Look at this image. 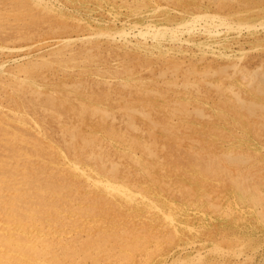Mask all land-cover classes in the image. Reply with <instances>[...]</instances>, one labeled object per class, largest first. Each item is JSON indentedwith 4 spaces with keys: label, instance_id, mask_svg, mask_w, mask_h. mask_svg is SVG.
Listing matches in <instances>:
<instances>
[{
    "label": "rangeland",
    "instance_id": "obj_1",
    "mask_svg": "<svg viewBox=\"0 0 264 264\" xmlns=\"http://www.w3.org/2000/svg\"><path fill=\"white\" fill-rule=\"evenodd\" d=\"M0 109V264H264V0H0Z\"/></svg>",
    "mask_w": 264,
    "mask_h": 264
},
{
    "label": "bare ground",
    "instance_id": "obj_2",
    "mask_svg": "<svg viewBox=\"0 0 264 264\" xmlns=\"http://www.w3.org/2000/svg\"><path fill=\"white\" fill-rule=\"evenodd\" d=\"M256 27H257V26H256ZM259 27H260V26H259ZM245 29H246V28H245ZM250 29H251V28H250ZM256 29H257V28H256ZM245 33H246V32H245ZM236 36H237V35H236ZM246 36H247V35H246ZM240 38H241V37H240ZM237 39H238V38H237ZM247 40H248V39H247ZM236 41H240V40H236ZM236 41H235V42H236ZM245 41H246V40H245ZM232 42H233V40H232ZM238 43H239V42H238ZM246 43H247V42H246ZM246 43L244 42V44H246ZM235 44H236V43H235ZM233 45H234V44H233ZM240 45H242V44H240ZM225 48H226V47H225ZM242 48H243V47H242ZM231 50H232V49H231ZM241 50H242V49H241ZM246 50H247V49H245V51H246ZM237 51H238V50H237ZM243 51H244V50H243ZM183 52H184V51H183ZM186 52H187V51H185V53H186ZM195 52H196V51H195ZM191 53H193V52H191ZM224 53H225V52H224ZM213 54H214V53H213ZM248 54H249V53H248ZM174 55H175V54H174ZM199 55H200V54H199ZM226 55H228V54H226ZM186 56H187V55H186ZM209 56H211V55H209ZM236 56H237V55H236ZM198 57H199V56H198ZM213 57H214V56H213ZM186 61H187V60H186ZM218 61H219V60H218ZM227 61H228V60H227ZM230 61H231V60H230ZM230 61H229V62H230ZM208 62H209V61H208ZM230 63H231V62H230ZM64 76H65V75H64ZM51 77H52V76H51ZM184 77H185V76H184ZM187 77H188V76H187ZM242 77H243V76H242ZM244 77H245V76H244ZM244 77H243V79H246V78H244ZM55 78H56V77H55ZM189 78H190V77H189ZM67 79H68V77H67ZM67 79H66V80H67ZM239 79H240V78H239ZM243 79H242V81L244 82L245 80H243ZM32 80H35V79L32 78ZM60 80H61V79H60ZM64 80H65V79H64ZM151 80H152V79H151ZM240 80H241V79H240ZM247 80H248V79H247ZM47 81H48V80H47ZM172 81H173V80H172ZM196 81H197V80H196ZM34 82H35V81H34ZM65 82H66V81H65ZM117 82H119V81H117ZM154 82H155V81H154ZM168 82H169V81H168ZM173 82H174V81H173ZM176 82H177V78H176ZM239 82H240V81H239ZM44 83H45V82H44ZM122 83H123V82H122ZM146 83H147V82H146ZM150 83H153V82H150ZM164 83H165V82H164ZM192 83H193V82H192ZM197 83H198V82H197ZM221 83H222V82H221ZM240 83H241V82H240ZM245 83H246V81H245ZM61 84H62V83H61ZM119 84H121V83H119ZM142 84H143V83H142ZM195 84H196V83H195ZM198 84H199V83H198ZM198 84H197V85H198ZM40 85H42V84L40 83ZM40 85H39V86H40ZM144 85H145V83H144ZM144 85H143V86H144ZM221 85H222V84H221ZM33 86H34V85H33ZM44 86H45V85H44ZM54 86H55V85H54ZM54 86H53V87H54ZM58 86H59V85H58ZM139 86H140V85H139ZM141 86H142V85H141ZM186 86H187V85H186ZM13 87H14V86H13ZM40 87H41V86H40ZM48 87H49V86H48ZM145 87H147V86L145 85ZM145 87H144V88H145ZM173 87H174V85H173ZM190 87H191V86H190ZM49 88L51 89L52 87H49ZM133 88H134V86H133ZM135 88H136V87H135ZM142 88H143V87H142ZM142 88H141V89H142ZM169 88H170V87H169ZM50 89H48V92H49ZM139 89H140V87H139ZM146 89H147V88H146ZM149 89H150V88H149ZM152 89H153V88H152ZM157 89H158V88H157ZM191 89H192V87H191ZM228 89H229V88H228ZM52 90H54V89H52ZM133 90H134V89H133ZM135 90H136V89H135ZM155 90H156V89H155ZM172 90H173V89H172ZM224 90H225V89H224ZM35 91H36V90H35ZM44 91H46V90H44ZM55 91H57V90H56V86H55ZM138 91H139V90H138ZM143 91H145V90H143ZM57 92H58V91H57ZM118 92H119V91H118ZM118 92H117V93H118ZM133 92H134V91H133ZM141 92H142V91H140L139 93H141ZM146 92H147V91H146ZM146 92H144V93H146ZM168 92H170V91H168ZM168 92H167V93H168ZM196 92H197V91H196ZM226 92H227V90H226ZM226 92H224V93H226ZM9 93H10V92H9ZM32 93H33V91H32ZM39 93H41V92H39ZM53 93H54V91H53ZM53 93H51V95H52ZM115 93H116V92H115ZM142 93H143V92H142ZM167 93H166V94H167ZM183 93H184V91H183ZM10 94H12V93H10ZM54 94H55V93H54ZM59 94H61V93H59ZM59 94H58V95H59ZM118 94H119V93H118ZM174 94L176 95L177 93H174ZM180 94H181V93H180ZM195 94H196V93H195ZM195 94H194V95H195ZM197 94H198V93H197ZM228 94H229V93H228ZM51 95H50V96H51ZM65 95H66V94H65ZM82 95H83V94H82ZM134 95H135V94H134ZM146 95H147V94H146ZM152 95H153V94H152ZM154 95H155V94H154ZM184 95H185V94H184ZM203 95H204V94H203ZM229 95H230V94H229ZM13 96H14V95H13ZM56 96H57V95H56ZM56 96H55V97H56ZM71 96H72V95H71ZM71 96H70V97H71ZM73 96H74V95H73ZM87 96H88V95H87ZM106 96H107V95H106ZM173 96H174V95H173ZM190 96H191V95H190ZM195 96H196V95H195ZM227 96H228V95H227ZM35 97H36V96H35ZM52 97H53V96H52ZM55 97H54V98H55ZM57 97H58V96H57ZM57 97H56V98H57ZM60 97H61V96H60ZM64 97H65V96H64ZM68 97H69V95H68ZM109 97H110V96H109ZM147 97H148V96H146V98H147ZM176 97H177V99H176V98H175V99L179 101V99H178V97H179L178 94H177ZM196 97H197V96H196ZM229 97H230V96H229ZM238 97H239V96H238ZM14 98H15V97H14ZM71 98H72V97H71ZM76 98H77V97H76ZM82 98H84V96H83ZM88 98H89V96H88ZM105 98H106V97H105ZM105 98H104V99H105ZM115 98H116V97H115ZM115 98H114V99H115ZM118 98H119V97H118ZM118 98H117V99H118ZM151 98H152V97H151ZM172 98H174V97H172ZM192 98H195V97H192ZM204 98H205V97H204ZM231 98H232V97H231ZM233 98H234V97H233ZM58 99H59V98H58ZM78 99H79V97H78ZM152 99H153V98H152ZM158 99H159V97H158ZM181 99H182V98H181ZM198 99H199V97H198ZM69 100H70V98H69ZM89 100H90V99H89ZM109 100H110V99H109ZM134 100H135V99H134ZM136 100H137V99H136ZM150 100H151V99L148 100V103L150 102ZM160 100H161V99H160ZM172 100H173V99H172ZM193 100H194V99H193ZM227 100H228V99H227ZM54 101H55V100H54ZM56 101H57V100H56ZM84 101H85V100H84ZM87 101H88V100H87ZM98 101H99V100H98ZM103 101H104V100H103ZM146 101H147V100H146ZM151 101H152V100H151ZM186 101H187V100H186ZM196 101L198 102V100H196ZM196 101H195V102H196ZM225 101H226V100H225ZM230 101H231V100H230ZM234 101H235V98H234ZM70 102H72V101H70ZM82 102H83V101H82ZM152 102H153V101H152ZM188 102H189V101H188ZM227 102H228V101H227ZM238 102H239V101H238ZM48 103H49V102H48ZM52 103H53V102H52ZM54 103H56V102H54ZM54 103H53V104H54ZM76 103H78V102H76ZM99 103H100V101H99ZM116 103H117V102H116ZM135 103H136V102H135ZM144 103H145V102H144ZM193 103H194V102H193ZM203 103H204V102H203ZM205 103H207V102H205ZM220 103H221V102H220ZM224 103H225V102H224ZM224 103H222V104L224 105ZM229 103H230V102H229ZM239 103H240V102H239ZM244 103H245V102H244ZM15 104H16V103H15ZM20 104H21V103H20ZM80 104H81V102H80ZM102 104H103V103H102ZM149 104H151V103H149ZM161 104H162V103H161ZM177 104H178V103H177ZM200 104H201V103H200ZM218 104H219V103H218ZM232 104H234V103H232ZM237 104H238V103H237ZM54 105H56V104H54ZM54 105H53V106H54ZM57 105H58V102H57ZM62 105H63V103H62ZM78 105H79V104H78ZM88 105H89V103H88ZM93 105H94V104H93ZM157 105H159V104H157ZM169 105H170V104H169ZM234 105H235V104H234ZM245 105H246V104H245ZM21 106H22V105H21ZM53 106H52V107H53ZM66 106H68V105L66 104ZM72 106H73V105H72ZM72 106H70V107H72ZM90 106L92 107V105H90ZM159 106H160V105H159ZM197 106H198V105H197ZM212 106H213V103H212ZM229 106H230V105H229ZM232 106H233V105H231L230 107H232ZM52 107H51V108H52ZM56 107H57V106H56ZM58 107H59V106H58ZM87 107H89V106H87ZM102 107H103V106H102ZM152 107H153V106H151V109H152ZM162 107H165V106H162ZM183 107H184V106H183ZM185 107H186V106H185ZM185 107H184V108H185ZM203 107H205V106H203ZM207 107H208V106H207ZM216 107H217V106H216ZM227 107H228V106H227ZM51 108H50V109H51ZM60 108H61V107H60ZM68 108H69V107H68ZM117 108H119V107H117ZM144 108H145V107H144ZM156 108H157V106L155 107V109H156ZM180 108L182 109V107H180ZM210 108H212V107H210ZM258 108H259V107H258ZM53 109H54V108H53ZM62 109H64V108H62ZM89 109H90V108H89ZM149 109H150V108H149ZM177 109H178V108H177ZM189 109H190V108H189ZM208 109H209V108H208ZM217 109H219V108H217ZM234 109H235V108H234ZM252 109H253V108H252ZM252 109L249 108V112H250V110H252ZM0 110H1V109H0ZM4 110H5V109H4ZM19 110L21 111V109H19ZM58 110H59V108H58ZM58 110H57V111H58ZM76 110H77V109H76ZM93 110H94V108L91 109V111H93ZM112 110H114V109H112ZM133 110H134V109H133ZM143 110H145V109H143ZM165 110H166V109H164V111H165ZM172 110H173V109H172ZM179 110H180V109H179ZM179 110H178V112H179ZM182 110H183V109H182ZM225 110H226V109H225ZM231 110H232V109H231ZM231 110H230V111H231ZM263 110H264V109H263ZM263 110H262V112H263ZM12 111H13V110H12ZM17 111H18V109H17ZM22 111H23V110H22ZM65 111H66V110H65ZM89 111H90V110H89ZM98 111H99V110H98ZM159 111H161V110H159ZM167 111H168V109H167ZM170 111H171V110H170ZM170 111H169V112H170ZM187 111H188V110H187ZM217 111H218V110H217ZM245 111H246V110H245ZM245 111H244V113H245ZM254 111H255V110H254ZM260 111H261V110H260ZM18 112H19V111H18ZM39 112H40V111H39ZM49 112H50V111H49ZM49 112H48V113H49ZM77 112H78V111H77ZM77 112H76V113H77ZM93 112H94V111H93ZM95 112H96V109H95ZM103 112H104V111H103ZM109 112H110V111H109ZM109 112H108V115H109ZM132 112H133V111H132ZM161 112H162V111H161ZM171 112H172V111H171ZM219 112H221V111L219 110ZM232 112H233V111H232ZM235 112H236V110H235ZM242 112H243V111H242ZM249 112H247V113H249ZM59 113H60V112H59ZM88 113H89V112H88ZM99 113H100V112H99ZM104 113H106V112H104ZM111 113H112V111H111ZM113 113H114V111H113ZM136 113H137V112H136ZM150 113H151V112H150ZM153 113H154V112H153ZM172 113H173V112H172ZM172 113H171L170 115H172ZM175 113H176V112H175ZM183 113H185V112H183ZM183 113H182V114H183ZM215 113H216V112H215ZM221 113H222V112H221ZM221 113H220V114H221ZM224 113H225V112H224ZM224 113H223V114H224ZM233 113H234V112H233ZM233 113H232V114H233ZM247 113H246V114H247ZM2 114H3V113H2ZM11 114H13V113L11 112ZM24 114H25V113H24ZM55 114H56V113H55ZM86 114H87V113H86ZM131 114H133V113H131ZM145 114H147V111H146ZM179 114H180V113H179ZM185 114H186V113H185ZM213 114H214V113H213ZM223 114H221V115H223ZM246 114H245V115H246ZM249 114H250V113H249ZM255 114H256V113H255ZM3 115H4V114H3ZM7 115H8V114H7ZM44 115H45V114H44ZM47 115H48V114H47ZM69 115H70V113H69ZM74 115L76 116V114H75V109H74ZM91 115H93V114H91ZM102 115H103V113H102ZM106 115H107V113H106ZM116 115H117V114H115V116H116ZM118 115H119V114H118ZM134 115H135V114H134ZM147 115L149 116V113H148ZM180 115H181V114H180ZM180 115H179V116H180ZM225 115H226V114H225ZM253 115H254V113L252 114V116H253ZM259 115H260V114H259ZM9 116H10V115H9ZM20 116H21V114H20ZM20 116H18V117H20ZM48 116H49V115H48ZM52 116H53V114H52ZM52 116H51V117H52ZM112 116H114V115L112 114L111 117H112ZM173 116H174V115H173ZM184 116H185V115H184ZM186 116H187V115H186ZM213 116H214V115H213ZM217 116H218V115H217ZM219 116H220V115H219ZM226 116H229V115H226ZM232 116H233V115H232ZM15 117H16V116H14L13 118H15ZM43 117H44V116H43ZM45 117H46V116H45ZM65 117H66V116H65ZM67 117H68V116H67ZM72 117H73V116H72ZM76 117H77V116H76ZM103 117H104V115H103ZM161 117H162V116H161ZM210 117H211V116H210ZM233 117H234V116H233ZM233 117H232V118H233ZM261 117H262V116H261ZM24 118H25V117H24ZM46 118H47V117H46ZM53 118H54V116H53ZM77 118H78V117H77ZM112 118H113V117H112ZM139 118H140V115H139ZM142 118H143V117H142ZM145 118H147V117H145ZM177 118H180V117H177ZM186 118H187V117H186ZM6 119H7V118H6ZM17 119H18V118H17ZM50 119H51V118H50ZM50 119H49V120H50ZM74 119H75V118H74ZM78 119H79V118H78ZM147 119L150 120L149 118H147ZM219 119H221V118L219 117ZM227 119H228V117H227ZM23 120H24V119H23ZM59 120H60V119H59ZM66 120H67V119H66ZM80 120H81V118H80ZM92 120H93V119H92ZM148 120H147V121H148ZM181 120H182V119H181ZM235 120H237V119H234L233 121L236 122ZM245 120H246V119H245ZM2 121H3V120H2ZM33 121H34V120H33ZM33 121H32V122H33ZM36 121H37V120H36ZM36 121H35V122H36ZM54 121H55V119H54ZM54 121H53V122H54ZM88 121H89V119H88ZM114 121H115V120H114ZM177 121H178V120H177ZM185 121H186V120H185ZM223 121H224V119H223ZM223 121H222V122H223ZM225 121H226V120H225ZM239 121H240V120H239ZM239 121H238V122H239ZM259 121H260V120H259ZM45 122H46V121H45ZM69 122H70V121H69ZM131 122L133 123V121H131ZM144 122H145V120H144ZM182 122H184V121H182ZM226 122H227V121H226ZM226 122H224V123H226ZM23 123H25V122H23ZM177 123H178V122H177ZM177 123H176V124H177ZM232 123H233V122H232ZM232 123H231V124H232ZM240 123H241V122H240ZM259 123H260V122H259ZM16 124H18V122H16L15 125H16ZM34 124H35V123H34ZM55 124H56V123H55ZM63 124H64V123H63ZM67 124H68V123H67ZM72 124H73V122H72ZM85 124H86V123H85ZM98 124H99V123H98ZM114 124H115V123H114ZM152 124H153V123H152ZM184 124H185V123H184ZM186 124H187V123H186ZM186 124H185V126H186ZM190 124H191V123H190ZM212 124H213V122H212ZM218 124H220V123H218ZM262 124H263V123H262ZM20 125H21V124H20ZM30 125H31V124H30ZM35 125H36V124H35ZM56 125H57V124H56ZM106 125H107V124H106ZM128 125H129V124H128ZM170 125H174V124L171 123ZM192 125H193V124H192ZM226 125H227V123H226ZM233 125H234V124H233ZM37 126H38V125H37ZM63 126H66V125H63ZM95 126H96V125H95ZM107 126H108V125H107ZM107 126H106V127H107ZM109 126H110V125H109ZM114 126H115V125H114ZM114 126H113V127H114ZM129 126H130V125H129ZM129 126H128V127H129ZM131 126H132V124H131ZM131 126H130V127H131ZM153 126H154V125H153ZM195 126H197V125H195ZM204 126H205V125H204ZM208 126H210V125H208ZM208 126H206V127H208ZM215 126H216V125H215ZM240 126H242V125H240ZM248 126H249V124H248ZM0 127H1V126H0ZM56 127H57V126H56ZM87 127H88V126H87ZM89 127H90V126H89ZM117 127H118V126H117ZM122 127H123V125H122ZM191 127H192V126H191ZM198 127H199V126H198ZM198 127H196V128H198ZM211 127H212V126H211ZM218 127H219V126H218ZM226 127H228V126H226ZM226 127H224V128H226ZM237 127L239 128L238 125H237ZM237 127H236V128H237ZM35 128H36V127H35ZM60 128H62V127H60ZM63 128H64V127H63ZM70 128H72V127H70ZM76 128H77V127H76ZM76 128H74V129H76ZM98 128H99V127H98ZM123 128H124V127H123ZM133 128H134V126H133ZM146 128H147V127H146ZM148 128H149V127H148ZM162 128L164 129V127H162ZM168 128H169V127H168ZM175 128H176V126H175ZM178 128H179V127H178ZM178 128H177V129H178ZM181 128H182V127H181ZM202 128H203V126H202ZM222 128H223V127H222ZM232 128H233V126H232ZM257 128H258V127H257ZM22 129H24V128H22ZM38 129H41V128H38ZM42 129H44V128H42ZM90 129H91V128H90ZM93 129H94V128H93ZM120 129H121V128H120ZM134 129H135V128H134ZM136 129H137V128H136ZM169 129H170V128H169ZM182 129H183V128H182ZM185 129H186V128H185ZM189 129H190V128H189ZM193 129H194V128H193ZM216 129H217V128H216ZM243 129H245V128H243ZM28 130H29V129H28ZM36 130H37V129H36ZM59 130H61V129H59ZM62 130H63V129H62ZM72 130H73V129H72ZM178 130H179V129H178ZM205 130H206V129H205ZM214 130H215V128H214ZM219 130H220V128H219ZM226 130H227V129H226ZM237 130L239 131L240 129H237ZM31 131H32V130H31ZM38 131H39V130H38ZM78 131H79V130H78ZM84 131H85V130H84ZM90 131H91V130H90ZM93 131H94V130H93ZM132 131H133V130H132ZM145 131H148V130H145ZM179 131H180V130H179ZM27 132H28V131H27ZM60 132H61V131H60ZM73 132H74V131H73ZM138 132H139V131L137 130L136 133L140 136V134H139ZM194 132H195V131H194ZM220 132H223V131L221 130ZM235 132H237V131L235 130ZM31 133H32V132H31ZM31 133H29V134H31ZM34 133H35V132H34ZM38 133L40 134V132H38ZM64 133H67V132H64ZM75 133H76V132H75ZM75 133H74V135H75ZM98 133H99V132H98ZM136 133H135V134H136ZM146 133H147V132H146ZM192 133H193V132H192ZM192 133H190V134H192ZM195 133H196V132H195ZM195 133H194V134H195ZM201 133H202V131H200V134H201ZM225 133H226V132H225ZM228 133H229V132H228ZM36 134H37V132H36ZM43 134H45L44 131H43ZM61 134H62V133H61ZM67 134H69V133H67ZM71 134H72V133H71ZM77 134H78V133H77ZM77 134H76V135H77ZM81 134H82V133H81ZM87 134H88V133H87ZM142 134H144V133H142ZM147 134H148V136H149V134H150V136H151V133H147ZM152 134H153V133H152ZM177 134H180V133H177ZM185 134H187V133H185ZM190 134H188V135H190ZM196 134H198V133H196ZM222 134H223V133H222ZM222 134H221V136H222ZM229 134H230V133H229ZM229 134H228V135H229ZM239 134H240V133H239ZM245 134H246V133H245ZM255 134H256V133H255ZM78 135H79V134H78ZM94 135H95V133H94ZM96 135H97V134H96ZM100 135H101V134H100ZM175 135H176V134H175ZM180 135H181V134H180ZM180 135H179V136L176 135V136L179 138ZM182 135H183V134H182ZM192 135H193V134H192ZM232 135H233V134H232ZM242 135H243V134H242ZM13 136H14V135H13ZM35 136H36V135H35ZM63 136H64V134H63ZM72 136H73V135H72ZM101 136H102V135H101ZM101 136H100V137H101ZM161 136H164V135H161ZM209 136H210V135H209ZM212 136H213V135H212ZM239 136H241V135H239ZM244 136H245V135H244ZM76 137L79 138V136H76ZM92 137H96V136H92ZM108 137H109V136H108ZM114 137H115V136H114ZM130 137H132V136H130ZM136 137H138V136H136ZM184 137H185V136H184ZM184 137H183V138H184ZM210 137H211V136H210ZM231 137H232V136H231ZM234 137H236V136H234ZM241 137H242V136H241ZM241 137H240V138H241ZM245 137H246V136H245ZM250 137H251V136H250ZM10 138H11V137H10ZM14 138H15V136H14ZM16 138H17V137H16ZM16 138H15V139H16ZM42 138H44V137H42ZM63 138H64V137H63ZM68 138H70V137H68ZM78 138L76 139V142H77ZM86 138H87V137H86ZM97 138H98V137H97ZM97 138H96V141H97ZM169 138H170V137H169ZM174 138L177 139L176 137H174ZM180 138H181V137H180ZM188 138H189V137H188ZM226 138H227V137H226ZM240 138H239V139H240ZM242 138H243V137H242ZM242 138H241V139H242ZM31 139H32V138H31ZM36 139H38V138H36ZM80 139H81V137H80ZM100 139H101V138H100ZM120 139H121V137H120ZM139 139H140V138H139ZM170 139H171V138H170ZM175 139H174V140H175ZM190 139H192V138H190ZM195 139H196V138H195ZM195 139H194V140H195ZM212 139H213V138H212ZM216 139H217V138H216ZM222 139H223V138H222ZM224 139H225V138H224ZM236 139H237V138H236ZM245 139H246V138H245ZM250 139H251V138H250ZM5 140H6V139H5ZM20 140H21V139H20ZM40 140H41V139H40ZM44 140H45V139H44ZM61 140H62V139H61ZM64 140H65V139H64ZM91 140H92V139H91ZM94 140H95V139H94ZM115 140H116V139H115ZM118 140H119V139H118ZM118 140H117V141H118ZM181 140H182V139H181ZM185 140H186V139H185ZM187 140H188V139H187ZM199 140H200V139H199ZM220 140H221V139H220ZM220 140H219V141H220ZM17 141H18V140H17ZM22 141H23V140H22ZM41 141H42V140H41ZM65 141H66V140H65ZM81 141H82V140H81ZM81 141H80V142H81ZM101 141H103V140H101ZM112 141H113V140H112ZM171 141H172V139H171ZM176 141H177V140H176ZM176 141H175V142H176ZM178 141H179V139H178ZM208 141H209V140H208ZM211 141H212V140H211ZM223 141H224V140H223ZM223 141H222V142H223ZM246 141H247V140H246ZM252 141H254V140H252ZM27 142H28V141H27ZM33 142H34V141H33ZM37 142H39V141H37ZM45 142H46V141H45ZM61 142H62V141H61ZM138 142H140V141H138ZM148 142H149V141H148ZM148 142H147V143H148ZM175 142H174V143H175ZM181 142H182V141H181ZM212 142H215V141H212ZM14 143H16V142L14 141ZM18 143H20V142L18 141ZM68 143H69V142H68ZM84 143L87 144V143H88L87 140H86ZM91 143H92V142H91ZM114 143H115V142H114ZM120 143H122V142H120ZM145 143H146V141H145ZM186 143H188V142H186ZM260 143H261V142H260ZM2 144H3V143H2ZM2 144H1V145H2ZM6 144H7V143H6ZM8 144H9V143H8ZM16 144H17V143H16ZM44 144H46V143H44ZM71 144H72V143H71ZM74 144H75V143H74ZM74 144H72V145L75 146ZM77 144L79 145V143H77ZM108 144H109V143H108ZM130 144H131V142H130ZM137 144H139V143H137ZM160 144H161V143H160ZM162 144H163V143H162ZM176 144H177V142H176ZM176 144H175V145H176ZM208 144H210V143H208ZM235 144H236V142H235ZM19 145H20V144H19ZM27 145H28V144H27ZM29 145H30V144H29ZM36 145H38V144H36ZM50 145H51V144H50ZM82 145L85 146V144H82V142H81V145H79V146H82ZM89 145H90V144H88V146H89ZM91 145H93V143H92ZM100 145H101V144H100ZM110 145H111V144H110ZM127 145H128V144H127ZM163 145H164V144H163ZM184 145H185V143H184ZM186 145H187V144H186ZM212 145H213V144H212ZM229 145H230V144H229ZM232 145H233V144H232ZM2 146H3V145H2ZM41 146H42V145H41ZM44 146H45V145H44ZM53 146H54V145H53ZM56 146H57V145H56ZM59 146H61V145H59ZM67 146H68V145H67ZM95 146H96V145H95ZM98 146H99V144H98ZM138 146H139V145H138ZM143 146H144V145H143ZM148 146H149V145H148ZM180 146H181V144H180ZM191 146H192V144H191ZM191 146H190V147H191ZM222 146H223V145H222ZM224 146H225V145H224ZM34 147H36V146H34ZM85 147H86V146H85ZM85 147H84V148H85ZM96 147H97V146H96ZM133 147H134V146H133ZM133 147H132V148H133ZM154 147H155V146H154ZM156 147H157V146H156ZM176 147H177V145H176ZM187 147H188V146H187ZM193 147H194V146H193ZM193 147H192V148H193ZM244 147H245V146H244ZM16 148H18L17 145H16ZM48 148H49V147H48ZM58 148H59V147H58ZM89 148H91V147H89ZM151 148H152V147H151ZM163 148H164V147H163ZM192 148H191V149H192ZM204 148H205V147H204ZM239 148H240V147H239ZM246 148H247V147H246ZM9 149H10V148H9ZM11 149H12V148H11ZM13 149H14V148H13ZM29 149H30V148H29ZM42 149H44V147H42ZM52 149H53V148H52ZM73 149H74V148H73ZM75 149H76V148H75ZM82 149H83V147L80 148V150H82ZM86 149H88V147H86ZM92 149H93V148H92ZM95 149H96V148H95ZM95 149H93V150L95 151ZM97 149H98V150H97ZM97 149H96V150L99 151V148H97ZM130 149H131V148H130ZM154 149H155V148H154ZM178 149H180V147H179ZM202 149H203V148H202ZM17 150H18V149H17ZM38 150H39V149H38ZM47 150H48V149H47ZM50 150H51V149H50ZM54 150H55V148H54ZM84 150H85V149H84ZM88 150H89V149H88ZM93 150H92V151H93ZM120 150H121V149H120ZM136 150H137V149H136ZM144 150H145V147H144ZM155 150H156V149H155ZM155 150H154V151H155ZM205 150H206V149H205ZM229 150H230V149H229ZM240 150H241V149H240ZM15 151H16V150H15ZM20 151H21V150H20ZM43 151H44V150H43ZM52 151H53V150H52ZM65 151H66V150H65ZM90 151H91V150H90ZM92 151H91V153H92ZM100 151H101V150H100ZM113 151H114V150H113ZM115 151H116V150H115ZM115 151H114V152H115ZM145 151H146V150H145ZM147 151H148V150H147ZM147 151H146V152H147ZM199 151H200V150H199ZM208 151H209V150H208ZM220 151H221V149H220ZM23 152H24V151H23ZM80 152H81V151H80ZM82 152H83V151H82ZM87 152H88V151H87ZM133 152H134V151H133ZM135 152H136V151H135ZM141 152H142V151H141ZM155 152H156V151H155ZM161 152H162V151H161ZM188 152H189V150H188ZM190 152H191V151H190ZM203 152H204V151H203ZM19 153H20V152H19ZM19 153H18V154H19ZM54 153H55V152H54ZM60 153H61V152H60ZM66 153H67V152H66ZM84 153H85V152H84ZM99 153H100V152H99ZM149 153H150V152H149ZM162 153H163V152H162ZM205 153H206V151H205ZM210 153H211V152H210ZM218 153H219V152H218ZM240 153H241V152H240ZM247 153H249V152H247ZM253 153H254V152H253ZM3 154H4V153H3ZM3 154H2V155H3ZM45 154L48 156L47 153H45ZM50 154H51V152H50ZM56 154H57V152H56ZM81 154H82V153H81ZM88 154H89V152H88ZM101 154H102V153H101ZM108 154H109V153H108ZM115 154H117V153H115ZM121 154H122V153H121ZM124 154H125V153H124ZM142 154H144V153L142 152ZM147 154H148V153H147ZM151 154H152V152L150 153V155H151ZM169 154H170V153H169ZM203 154H204V153H203ZM212 154H214V153H212ZM263 154H264V153H263ZM4 155H5V154H4ZM6 155H7V154H6ZM35 155H36V154H35ZM62 155H63V154H62ZM69 155H70V153H69ZM77 155H78V154H77ZM99 155H100V154H99ZM197 155H198V150H197ZM205 155H206V154H205ZM205 155H204V157H205ZM219 155H220V154H219ZM230 155H231V154H230ZM249 155H250V154H249ZM249 155H248V156H249ZM32 156H33V155H32ZM49 156H50V155H49ZM53 156H54V155H53ZM91 156H93V154H91ZM95 156H97V155H95ZM136 156H137V155H136ZM260 156H263V155H260ZM38 157H40V156H38ZM58 157H59V156H58ZM73 157H74V156H73ZM75 157H76V156H75ZM93 157H94V156H93ZM117 157H118V156H117ZM122 157H123V156H122ZM124 157H125V156H124ZM151 157H152V156H151ZM168 157H169V156H168ZM199 157H200V156H199ZM222 157H223V156H222ZM222 157H221V158H222ZM226 157H227V156H226ZM17 158H18V157H17ZM17 158H16V159H17ZM22 158H23V157H22ZM46 158H47V157H46ZM50 158H52V157H50ZM53 158H54V157H53ZM64 158H65V157H64ZM68 158H69V157H68ZM71 158H72V157H71ZM90 158H91V157H90ZM94 158H95V157H94ZM98 158L100 159L101 157H98ZM148 158H149V157H148ZM209 158H210V157H207V159H209ZM213 158H214V157H213ZM223 158H224V157H223ZM223 158H222V159H223ZM228 158H229V156L227 157V159H228ZM231 158H232V157H231ZM231 158H230V159H231ZM256 158H257V157H256ZM25 159H26V158H24V160H25ZM40 159H41V158H40ZM72 159H74V158H72ZM95 159H96V158H95ZM99 159H98V160H99ZM101 159H102V158H101ZM146 159H147V158H146ZM154 159H155V158H154ZM171 159H172V158H171ZM224 159H226V158H224ZM236 159H237V158H236ZM254 159H255V158H254ZM11 160H12V159H11ZM22 160H23V159H22ZM41 160H42V159H41ZM46 160H47V159H46ZM69 160H70V159H69ZM87 160H88V159H87ZM121 160H122V159H121ZM151 160H152V159H151ZM211 160H212V159H211ZM218 160H219V159H218ZM228 160H229V159H228ZM228 160H227V161H228ZM232 160H234V159L232 158ZM12 161H13V160H12ZM30 161H31V160H30ZM33 161H34V160H33ZM33 161H32V162H33ZM38 161H39V160H38ZM52 161H53V160H52ZM57 161H58V159H57ZM95 161H96V160H95ZM147 161H148V160H147ZM162 161H163V160H162ZM168 161H169V160H168ZM213 161H214V159H213ZM229 161H231V160H229ZM229 161H228V162H229ZM235 161H236V160H235ZM252 161H253V160H252ZM252 161H251V162H252ZM19 162H20V161H19ZM26 162H27V161H26ZM39 162H40V161H39ZM74 162H75V161H74ZM106 162H107V161H106ZM119 162H120V161H119ZM159 162H160V161H159ZM7 163H9V162H7ZM16 163H17V162H16ZM16 163H14V164H16ZM35 163H36V162H35ZM37 163H38V162H37ZM44 163H45V162H44ZM71 163H73V162H71ZM89 163H90V160H89ZM99 163H100V162H99ZM99 163H98V164H99ZM115 163H116V162H115ZM115 163L113 164V167H114ZM123 163H124V162H123ZM135 163H136V162H135ZM135 163H133V164H135ZM173 163H174V162H173ZM175 163H176V162H175ZM175 163H174V164H175ZM55 164H56V163H55ZM98 164H97V165H98ZM153 164H154V163H153ZM158 164H159V163H158ZM161 164H162V162H161ZM232 164H233V163H231V165H232ZM245 164H246V163H245ZM9 165H10V164H9ZM37 165H38V164H37ZM41 165H43V164H41ZM49 165H50V164H49ZM78 165H79V164H78ZM78 165H77V166H78ZM82 165H83V164H82ZM90 165H91V164H90ZM106 165H107V164H105V165H103V166H106ZM159 165H160V164H159ZM159 165H158V166H159ZM162 165H163V164H162ZM162 165H161V166H162ZM234 165H235V164H234ZM237 165H238V164H237ZM246 165H247V164H246ZM17 166H18V165H17ZM21 166H22V163H21ZM23 166H24V164H23ZM30 166H31V165H29V167H30ZM53 166H54V165H53ZM64 166H65V164H64ZM64 166H62V167H64ZM75 166H76V165H75ZM99 166H101V165L99 164ZM111 166H112V165H111ZM134 166H135V165H134ZM134 166H133V169L135 168ZM137 166H138V165H137ZM175 166H176V165H175ZM179 166H180V165H179ZM258 166H259V165H258ZM13 167H14V166H13ZM27 167H28V165H27ZM48 167H49V166H48ZM56 167H57V164H56ZM60 167H61V166H60ZM62 167H61V168H62ZM116 167H117V166H116ZM127 167H129V166L127 165ZM170 167H172V166H170ZM177 167H178V165H177ZM188 167H189V166H188ZM228 167H229V166H228ZM232 167H234V166H232ZM235 167H236V166H235ZM240 167H241V164H240ZM16 168H17V167H16ZM54 168H55V167H54ZM58 168H59V167H58ZM102 168H103V167H102ZM114 168H115V167H114ZM114 168H112V169H114ZM122 168H123V166H122ZM138 168H139V167H138ZM157 168H158V167H157ZM236 168H237V167H236ZM238 168H239V167H238ZM248 168H249V167H248ZM10 169H11V168H10ZM14 169H15V168H14ZM14 169H13V172H14ZM24 169H25V166H24ZM43 169H44V168H43ZM70 169H72V166H71ZM74 169H75V168H74ZM84 169H85V166H84ZM86 169H87V167H86ZM95 169H96V168H95ZM159 169H162V168L159 167ZM173 169H174V168H173ZM228 169H231V171H233V170H232L233 168H228ZM0 170H1V169H0ZM6 170H7V169H6ZM52 170H53V169H52ZM65 170H66V169H65ZM65 170H64V171H65ZM78 170H79V169H78ZM78 170H77V171H78ZM81 170H82V169H81ZM81 170H79V171H81ZM105 170H106V168H105ZM129 170H130V169H129ZM129 170H128V171H129ZM177 170H178V169H177ZM255 170H256V169H255ZM255 170H254V171H255ZM39 171H40V170H39ZM50 171H51V170H50ZM53 171H54V170H53ZM57 171H58V170H57ZM96 171H97V170H96ZM99 171H100V170H99ZM107 171H108V169H107ZM114 171L116 172V170H114ZM144 171H145V170H143V172H144ZM169 171H170V169H169ZM171 171H172V170H171ZM235 171H236V170H235ZM240 171H241V170H240ZM244 171H245V170H244ZM246 171H247V169H246ZM4 172H5V171H4ZM26 172H27V170H26ZM69 172H71V171H69ZM75 172H76V170H75ZM75 172H74V174H75ZM81 172H84V171H81ZM137 172H140V171L137 170ZM174 172H175V171H174ZM179 172H181V171H179ZM194 172H196V171H194ZM211 172H212V171H211ZM217 172H218V171H217ZM217 172H216V173H217ZM242 172H243V171H242ZM27 173H28V172H27ZM29 173H30V172H29ZM31 173H32V172H31ZM33 173H34V172H33ZM33 173H32V174H33ZM49 173H50V172H49ZM60 173H61V172H60ZM87 173L89 174V172H87ZM96 173H97V172H96ZM98 173H99V172H98ZM102 173H103V171H102ZM102 173H101V174H102ZM108 173H110V171H109ZM111 173H112V172H111ZM113 173H114V172H113ZM117 173H118V171H117ZM117 173H116V174H117ZM177 173H178V172H177ZM191 173H192V172H191ZM191 173H190V174H191ZM196 173H197V172H196ZM226 173L228 174V172H226ZM18 174H19V173H18ZM42 174H43V173H42ZM62 174H63V173H62ZM83 174H84V173H82L81 175H83ZM90 174H91V173H90ZM114 174H115V173H114ZM114 174H113V175H114ZM116 174H115V175H116ZM143 174H144V173H143ZM222 174H223V172H222ZM233 174H234V172H233ZM239 174H240V173H239ZM250 174H251V173H250ZM21 175H22V174H21ZM25 175H26V174H25ZM34 175H35V174H34ZM39 175H41V174H39ZM58 175H59V174H58ZM68 175H69V174H68ZM79 175H80V174H79ZM139 175H141V174L139 173ZM197 175H198V174H197ZM199 175H200V172H199ZM48 176H49V175H48ZM62 176H63V175H62ZM69 176H70V175H69ZM110 176H111V175H110ZM145 176H147V175H145ZM170 176H171V174H170ZM183 176H184V175H183ZM194 176H195V175H194ZM217 176H218V175H217ZM235 176H236V175H235ZM2 177H3V176H2ZM10 177H11V176H10ZM33 177H34V176H33ZM63 177H64V176H63ZM96 177H97V176H96ZM108 177H109V176H108ZM117 177H118V175H117ZM121 177H123V176H121ZM143 177H144V176H143ZM180 177H181V176H180ZM199 177H201V176H199ZM204 177H205V176H204ZM227 177H228V176H227ZM233 177H234V176H233ZM27 178H28V176H27ZM30 178H31V177H30ZM68 178H69V177H68ZM68 178H66V179H68ZM112 178H113V177H112ZM127 178H128V177H127ZM136 178H137V177H136ZM141 178H142V177H141ZM148 178H149V177H148ZM202 178H203V177H202ZM231 178H232V177H231ZM239 178H241V177H239ZM247 178H248V177H247ZM255 178H257V177H255ZM11 179H12V178H11ZM71 179H72V178H71ZM71 179H70V180H71ZM85 179H86V178H85ZM129 179H130V178H129ZM129 179H128V180H129ZM146 179H147V178H146ZM213 179H214V178H213ZM252 179H253V177H252ZM252 179H250V181H251ZM257 179H258V181H259V178H257ZM12 180H14V178H13ZM12 180H11V181H12ZM20 180H22V179L20 178ZM87 180H88V179H87ZM87 180H86V181H87ZM89 180H90V179H89ZM133 180H134V178H133ZM151 180H152V179H151ZM184 180H185V179H184ZM208 180H209V179H208ZM210 180H211V179H210ZM236 180H237V179H236ZM240 180H241V179H240ZM4 181H5V179H4ZM9 181H10V180H9ZM25 181H26V180H25ZM25 181H24V182H25ZM73 181H74V179H73ZM76 181H77V180H76ZM78 181H79V179H78ZM91 181H92V180H91ZM104 181H105V182H104ZM104 181H103V183H107L106 180H104ZM117 181H118V180H117ZM154 181H156V180H154ZM178 181H179V180H178ZM198 181H199V180H198ZM219 181H220V180H219ZM219 181H218V182H219ZM231 181H232V180H231ZM243 181H244V180L242 179V182H243ZM263 181H264V180H263ZM15 182H16V181H15ZM89 182H90V181H89ZM97 182H99V181H97ZM119 182H121V181H119ZM138 182H139V181H138ZM144 182H145V181H144ZM162 182H163V181H162ZM224 182H225V181H224ZM246 182H247V181H246ZM18 183H19V182H18ZM22 183H23V182H22ZM91 183H94V182H91ZM159 183H160V182H159ZM177 183H178V182H177ZM196 183H198V182H196ZM201 183H202V182H201ZM206 183H207V181H206ZM206 183H205V184H206ZM225 183H226V182H225ZM14 184H15V183H14ZM71 184H73V183H71ZM137 184H138V183H137ZM139 184H140V183H139ZM139 184H138V185H139ZM143 184H144V183H143ZM155 184H156V182H155ZM160 184H161V183H160ZM167 184H168V183H167ZM173 184H174V183H173ZM202 184H203V183H202ZM202 184H201V186L199 187L200 189H202V188H201V187H202ZM208 184H209V183H208ZM212 184H213V183H212ZM212 184H211V185H212ZM244 184H245V183H244ZM63 185H64V183H63ZM92 185H93V184H92ZM112 185H113V184H112ZM112 185H111V187H112ZM124 185H125V184H124ZM134 185H135V184H134ZM199 185H200V184H199ZM215 185H216V184H215ZM220 185H221V184H220ZM220 185H219V186H220ZM253 185H254V184H253ZM0 186H1V185H0ZM7 186H8V184H7ZM31 186H32V185H31ZM98 186H99V184H98ZM113 186H115V185H113ZM120 186H121V185H120ZM140 186H141V185H140ZM146 186H148V185H146ZM150 186H151V185H150ZM172 186H173V185H172ZM183 186H184V185H183ZM207 186H208V185H207ZM212 186H213V185H212ZM230 186H231V185H230ZM8 187H9V186H8ZM28 187H29V186H28ZM94 187H95V185H94ZM129 187H130V186H129ZM173 187H174V186H173ZM176 187H177V186H176ZM225 187H226V186H225ZM227 187H229V185H228ZM237 187H238V186H237ZM237 187H236V188H237ZM240 187H241V186H240ZM256 187H257V186H256ZM3 188H4V186H3ZM21 188H22V187H21ZM95 188H96V187H95ZM103 188H104V187H103ZM109 188H110V187H109ZM138 188H139V187H138ZM143 188H144V187H143ZM145 188H146V187H145ZM151 188H153V187L151 186ZM205 188H206V187H205ZM208 188H209V186H208ZM215 188H216V187H215ZM12 189L14 190V188H12ZM19 189H20V188H19ZM26 189H27V188H26ZM110 189H111V188H110ZM113 189H114V188H113ZM113 189H112L113 192L117 191V188H116V187H115V190H113ZM119 189L122 190L121 187H120ZM124 189H125V188H124ZM130 189H131V188H130ZM141 189H142V188H141ZM147 189H148V188H147ZM212 189H213V188H212ZM233 189H234V188H233ZM263 189H264V188H263ZM263 189H262V190H263ZM78 190H79V189H78ZM131 190H132V189H131ZM133 190H134V189H133ZM189 190H190V189H189ZM189 190H188V191H189ZM193 190H194V189H193ZM225 190H226V189H225ZM225 190H224V191H225ZM228 190H229V189H228ZM259 190H260V189H259ZM6 191H7V190H6ZM79 191H80V190H79ZM127 191H128V190H127ZM171 191H172V190H171ZM180 191H181V190H180ZM186 191H187V189H186ZM196 191H197V190H196ZM208 191H209V190H208ZM214 191H215V190H214ZM217 191H218V190H217ZM217 191H216V192H217ZM30 192H31V191H30ZM81 192L83 193V191H81ZM92 192H93V191H92ZM99 192H100V191H99ZM129 192H130V191H129ZM144 192H145V191H144ZM152 192H153V190H152ZM167 192H168V191H167ZM203 192H204V191H203ZM3 193H4V192H3ZM10 193H11V192H10ZM19 193H20V192H19ZM24 193H25V192H24ZM28 193H29V192H28ZM78 193H79V192H78ZM95 193H96V192H95ZM117 193H118V191H117ZM169 193H170V192H169ZM171 193H172V192H171ZM191 193H193V192L191 191ZM205 193H208V192L206 191ZM210 193H211V192H210ZM210 193H209V194H210ZM212 193H213V192H212ZM214 193H215V192H214ZM6 194H7V193H6ZM34 194H35V193H34ZM44 194H45V193H44ZM57 194H59V193H57ZM86 194H87V193H86ZM118 194H120V193H118ZM173 194H174V193H173ZM179 194H180V193H179ZM189 194H190V192H189ZM193 194H194V193H193ZM202 194H203V193H202ZM219 194H220V193H219ZM222 194H223V193H222ZM50 195H51V194H50ZM82 195H83V194H82ZM90 195H91V194H90ZM93 195H94V194H93ZM133 195H134V194H133ZM148 195H149V194H148ZM150 195H151V194H150ZM194 195H195V194H194ZM0 196H1V195H0ZM3 196H4V195H3ZM19 196H20V195H19ZM25 196H26V194H25ZM58 196H59V195H58ZM58 196H57V197H58ZM75 196H76V195H75ZM91 196H92V195H91ZM120 196H121V195H120ZM180 196H181V195H180ZM204 196H205V195H204ZM207 196H208V195H207ZM224 196H225V195H224ZM224 196H223V197H224ZM13 197H14V196H13ZM13 197H12V198H13ZM17 197H18V194H17ZM17 197H16V198H17ZM48 197H49V196H48ZM123 197H124V196H123ZM165 197H166V196H165ZM172 197H173V196H172ZM189 197H190V196H189ZM94 198H95V197H94ZM126 198H128V197H126ZM144 198H145V197H144ZM147 198H148V197H147ZM162 198H163V196H162ZM169 198H170V197H169ZM169 198H168V199H169ZM180 198H182V196H181ZM183 198H184V197H183ZM186 198H187V197H186ZM186 198H185V199H186ZM192 198H193V197H192ZM14 199H15V198H14ZM22 199H23V198H22ZM32 199H33V198H32ZM51 199H52V198H51ZM64 199H65V198H64ZM64 199H63V200H64ZM98 199H99V198H98ZM124 199H125V198H124ZM124 199H123V200H124ZM128 199H129V198H128ZM160 199H161V198H160ZM195 199H196V198H195ZM203 199H204V198H203ZM203 199H202V200H203ZM103 200H104V199H103ZM150 200H151V199H150ZM174 200H175V199H174ZM181 200H182V199H181ZM192 200H193V199H192ZM208 200H210V199H208ZM2 201H3V200H2ZM12 201H13V200H12ZM17 201L19 202V200H17ZM33 201H34V200H33ZM35 201H36V200H35ZM37 201H38V200H37ZM64 201H65V200H64ZM108 201H109V200H108ZM110 201H111V200H110ZM124 201H125V200H124ZM129 201H130V200H129ZM135 201H137V200H135ZM170 201H172V200H170ZM194 201H195V200H194ZM3 202H4V201H3ZM10 202H11V201H10ZM40 202H42V201H40ZM57 202H58V201H57ZM130 202H131V201H130ZM145 202H146V201H145ZM199 202H200V201H199ZM4 203H5V202H4ZM8 203H9V202H8ZM42 203H43V202H42ZM112 203H113V201H112ZM157 203H158V202H157ZM167 203H168V202H167ZM176 203H177V202H176ZM19 204H21V203H19ZM25 204H26V203H25ZM101 204H102V203H101ZM150 204H151V203H150ZM181 204H182V203H181ZM181 204H180V205H181ZM2 205H3V204H2ZM9 205H11V204H9ZM14 205H15V204H14ZM22 205H24V204L22 203ZM109 205H110V204H109ZM198 205H199V204H198ZM6 206H8V205H6ZM70 206H71V205H70ZM130 206H131V205H130ZM174 206H175V205H174ZM176 206H177V204H176ZM31 207H32V206H31ZM78 207H79V206H78ZM80 207H81V206H80ZM88 207H90V206L88 205ZM105 207H106V206H105ZM111 207H112V206H111ZM7 208H9V207H7ZM67 208H68V207H67ZM73 208H74V207H73ZM107 208H108V207H107ZM107 208H106V209H107ZM128 208H129V207H128ZM11 209L13 210V208H11ZM37 209H38V208H37ZM53 209H54V208H53ZM60 209H62V208H60ZM145 209H146V208H145ZM34 210H35V209H34ZM49 210H50V209H49ZM81 210H82V209H81ZM96 210H97V209H96ZM101 210H103V209H101ZM128 210H129V209H128ZM165 210H167V209H165ZM14 211H15V210H14ZM82 211H83V210H82ZM121 211H123V210H121ZM133 211H134V210H133ZM149 211H150V210H149ZM178 211H179V210H178ZM17 212H18V211H17ZM53 212H54V211H53ZM72 212H73V211H72ZM79 212H80V211H79ZM98 212H99V211H98ZM144 212H145V211H144ZM6 213H7V212H6ZM6 213H4V214H6ZM11 213H12V212H11ZM129 213H130V212H129ZM145 213H146V212H145ZM160 213H161V212H160ZM14 214H15V213H14ZM14 214H13V215H14ZM18 214H19V213H18ZM93 214H94V213H93ZM101 214H102V213H101ZM107 214H109V212H108ZM110 214H111V213H110ZM112 214H113V212H112ZM137 214H138V213H137ZM140 214H141V213H140ZM8 215H9V212H8ZM66 215H67V214H66ZM102 215H104V214H102ZM122 215H124V214H122ZM127 215H128V214H127ZM189 215H190V214H189ZM195 215H196V214H195ZM6 216H7V215H6ZM14 216H15V215H14ZM61 216H62V215H61ZM72 216H73V215H72ZM91 216H92V214H91ZM144 216H145V215H144ZM3 217H4V216H3ZM3 217H2V218H3ZM47 217H48V216H47ZM67 217H68V216H67ZM100 217H101V216H100ZM112 217H113V216H112ZM116 217H119V216H116ZM123 217H124V216H123ZM128 217H129V215H128ZM130 217H131V216H130ZM134 217H135V216H134ZM141 217H142V216H141ZM157 217H158V216H157ZM159 217H161V216H159ZM163 217H164V216H163ZM165 217H169V218H167V219H168V220L170 219L169 222H171V218H170V216H165ZM165 217H164V220H166ZM188 217H189V216H188ZM49 218H50V217H49ZM51 218H52V217H51ZM69 218H70V217H69ZM98 218H99V217H98ZM102 218H103V216H102ZM105 218H106V217H105ZM125 218H126V217H125ZM131 218H132V217H131ZM146 218H147V217H146ZM148 218H149V217H148ZM3 219H4V218H3ZM15 219H17V218H15ZM29 219H31V218H29ZM75 219H77V218H75ZM94 219H95V218H94ZM103 219H104V218H103ZM142 219H143V218H142ZM153 219H154V218H153ZM193 219H194V218H193ZM193 219H192V220H193ZM124 220H125V219H124ZM127 220H128V219H127ZM146 220H147V219H146ZM21 221H22V220H21ZM32 221H33V220H32ZM84 221H85V220H84ZM103 221H104V220H103ZM132 221H133V218H132ZM136 221H137V220H136ZM154 221H155V220H154ZM33 222H34V221H33ZM130 222H131V220H130ZM146 222H147V221H146ZM151 222H153V220H152ZM151 222H150V223H151ZM155 222H157V221H155ZM188 222H189V221H188ZM6 223H8V222L6 221ZM15 223H16V222H15ZM80 223H81V222H80ZM166 223H167V222H166ZM9 224H10V223H9ZM30 224H31V222H30ZM38 224H39V223H38ZM132 224H133V223H132ZM32 225H33V224H32ZM39 225H40V224H39ZM74 225H75V224H74ZM81 225H82V224H81ZM28 226H29V225H28ZM29 227H32V226H29ZM35 227H36V226H35ZM86 227H89V226H86ZM167 227H168V226H167ZM169 227H170V226H169ZM169 227H168V228H169ZM9 228H10V227H8V229H9ZM74 228H75V227H74ZM76 228H77V227H76ZM80 228H81V227H80ZM126 228H127V227H126ZM64 229H65V228H64ZM64 229H63V230H64ZM169 229H170V228H169ZM28 230H29V229H28ZM40 230H41V229H40ZM80 230H81V229H80ZM85 230H86V229H85ZM120 230H121V229H120ZM130 230H131V229H130ZM6 231H7V229H6ZM16 231H17V230H16ZM38 231H39V230H38ZM73 231H74V230H73ZM53 232H54V231H53ZM79 232H80V231H79ZM90 232H91V231H90ZM105 232H106V231H105ZM117 232H118V231H117ZM122 232H123V231H122ZM33 233H34V232H33ZM39 233H40V232H39ZM93 233H94V232H93ZM93 233H92V236H93ZM96 233L98 234V232H96ZM99 233H100V232H99ZM108 233H109V232H108ZM124 233H126V232H124ZM9 234H10V233H9ZM79 234H80V233H79ZM83 234H84V233H83ZM83 234H82V235H83ZM85 234H86V233H85ZM100 234H101V233H100ZM118 234H119V233H118ZM0 235H1V234H0ZM32 235H33V234H32ZM50 235H52V234H50ZM68 235H69V234H68ZM75 235H76V234H75ZM82 235H81V236H82ZM102 235H103V234H102ZM106 235H107V234H106ZM4 236H5V235H4ZM12 236H13V235H12ZM18 236H19V235H18ZM33 236H34V235H33ZM57 236H58V235H57ZM71 236H72V235H71ZM5 237H6V236H5ZM23 237H24V236H23ZM61 237H62V236H61ZM67 237H68V236H67ZM24 238H25V237H24ZM43 238H44V237H43ZM54 238H55V237H54ZM62 238H63V237H62ZM4 239H5V238H4ZM36 239H37V238H36ZM50 239H51V238H50ZM10 240H11V239H10ZM27 240H29V239H27ZM41 240H42V239H41ZM59 240H60V239H59ZM13 241H14V240H13ZM15 241H16V240H15ZM31 241H32V240H31ZM34 241H35V240H34ZM52 241H53V240H52ZM26 243H27V242H26ZM26 243H25V244H26ZM35 243H36V242H35ZM5 244H7V243H5ZM6 246H8V245H6ZM0 247H1V246H0ZM2 247H3V246H2ZM8 247H9V246H8ZM10 247H11V246H10ZM18 249H20V248H18ZM23 249H24V247H23ZM7 250H8V248H7ZM24 250H25V249H24ZM36 250H37V249H36ZM12 251H13V250H12ZM15 251H16V250H15ZM17 251H18V250H17ZM30 252H31V251H30ZM43 252H44V251H43ZM19 253H20V252H19ZM45 253H46V252H45ZM48 253H49V252H48ZM1 255H2V254H1ZM3 256H5V255H3ZM3 256H2V257H3ZM25 256H26V255H25ZM9 257H10V255H9ZM9 257H8V258H9ZM17 258H18V257H17ZM13 259H14V258H13ZM31 259H32V258H31ZM19 260H20V259H19ZM28 260H29V259H28ZM28 260H27V261H28ZM36 260H37V258H36ZM38 260H39V259H38ZM46 260H48V259H46ZM52 260H53V259H52ZM13 261H14V260H13ZM17 261H18V259H17ZM30 263H31V262H30ZM34 263H35V261H34ZM17 264H18V263H17ZM22 264H23V263H22ZM43 264H44V263H43Z\"/></svg>",
    "mask_w": 264,
    "mask_h": 264
}]
</instances>
